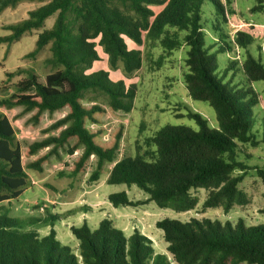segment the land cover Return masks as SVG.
Wrapping results in <instances>:
<instances>
[{
	"label": "trees",
	"instance_id": "trees-1",
	"mask_svg": "<svg viewBox=\"0 0 264 264\" xmlns=\"http://www.w3.org/2000/svg\"><path fill=\"white\" fill-rule=\"evenodd\" d=\"M45 1L0 0V15L23 2ZM206 2L213 4L224 22L235 13L234 0H49L26 19L5 25L3 29L10 33L0 37V44L11 46L57 14L28 54L34 57L50 45L47 63L54 70L44 76L33 69L6 72V81L26 75L11 93L0 83V205L17 200L27 189V170L45 173L52 167L61 177H81L93 160L90 184L107 174L109 184L135 185L149 195L146 201H133L126 192L111 194L108 201L115 208L153 201L159 208L188 212L199 204L192 191L200 189L208 192L203 208L228 213L235 205H246L249 198L240 188L246 171L255 170L264 180V166L250 167L241 156L246 154L243 146L255 148L264 142L257 138L262 123L255 88L264 81V64L251 51L253 35L235 30V46L246 51L241 63L234 62L243 75L242 85L234 90L219 80L214 72L216 57L203 40ZM260 9L263 4L252 11ZM128 40L139 46L159 44L163 49L159 66L183 41L188 48L184 74L188 95L215 110L218 130L209 129L199 114L190 112L189 117L201 125L199 131L165 125L137 145L134 155L120 157L124 127L107 132L105 118L131 113L139 89L136 83L114 80L109 70L93 68L101 61L100 47L111 70L121 67L128 76L141 69V51L130 49ZM221 42L222 51L231 50L229 43ZM259 50L264 56L262 44ZM235 65L230 63L231 68ZM5 111L16 113L10 118ZM13 118L29 123L27 128L38 137L20 142ZM64 155L73 162L56 167ZM49 218L13 216L0 207V264H264V224L249 226L242 219L235 224L209 218L159 220L156 227L162 230L167 255L156 254L152 241L138 230L127 236L108 218L96 228L87 222L71 228L78 241L76 252L57 239L53 225L58 217ZM48 221L52 227L43 236L36 226Z\"/></svg>",
	"mask_w": 264,
	"mask_h": 264
},
{
	"label": "rangeland",
	"instance_id": "rangeland-1",
	"mask_svg": "<svg viewBox=\"0 0 264 264\" xmlns=\"http://www.w3.org/2000/svg\"><path fill=\"white\" fill-rule=\"evenodd\" d=\"M48 1L23 2L15 9H6L0 15V37L10 33L3 29L5 25L26 19L30 11ZM260 4L264 5V0H234L232 9L235 13L228 16L227 22L223 21L221 13L212 3L206 2L202 6L203 40L205 46L210 49V53L216 57L217 69L214 72L219 80L234 90L237 86L241 87L243 80V75L238 71L234 62L241 63L246 53L244 49H239L234 44L235 30H242L253 35L251 51L255 56L262 57L264 64V56L259 50L260 44L264 46V9L252 11L254 6ZM158 10L160 8H155V11ZM56 16L57 14L47 19L42 29L25 34L20 41L11 46L0 44V83L2 86H8L10 93L13 91L12 87L26 75H16L6 81V72H15L19 68L33 69L36 73L44 76L54 70L47 63L52 55L50 45L34 57H28V54L34 50L39 34L52 27ZM221 40L229 43L230 51L221 50L223 46ZM127 42L130 49L141 51L143 58L141 69L128 76H125L121 67L111 70L107 55L100 47H98V51L101 61L97 62L93 68V71L109 70L114 80L124 79L128 83H136L139 89L131 113L120 112L115 118L109 115L105 118L104 125L107 132H111L119 126L124 127L119 151L120 157L134 155L137 152V145L143 144L145 139L152 137L165 125L187 126L199 131L201 125L196 119L189 117L188 113L190 112L199 114L209 129L218 130L215 110L208 103L193 100L188 95L184 83L188 48L183 41L181 47L174 50L170 56L165 57L160 66L158 60L163 54V49L159 44L139 46L129 40ZM230 63L235 65V69L230 67ZM225 72L227 75L223 77L222 74ZM255 88L259 95V106L256 107V110L259 113L258 120L262 123L257 138L264 140V81L257 82ZM5 112L10 118L16 113ZM54 119L50 118V121ZM256 120L254 130L257 129ZM12 122L20 142L30 143L38 137L37 134L33 135V129L27 128L29 123L21 122L17 118H13ZM263 143L255 148L243 146L242 149L247 156H245L246 154L241 156L250 167L264 166ZM64 156L61 163H54L57 164L56 167H63L64 163L70 165L73 162V158ZM27 161L25 159L24 163L26 164ZM94 166L95 160L90 162L87 174L81 177H61L52 167L45 173L27 170L30 180L27 189L17 200L5 202L0 207L9 209L13 216H34L47 220L51 219L49 218L51 216H57L58 219L54 221L53 225L57 239L76 252L78 241L73 236L71 228L79 227L84 222H87L91 228H96L105 218L113 221L115 226L123 230L127 236L131 235L134 230H138L152 241L156 254L167 255V243L163 239L162 230L156 227V222L164 218L181 221H189L192 218H209L223 223L230 221L234 224L242 219L249 226L264 224V180L257 176L255 170H247V174L244 175L240 184V188L249 198L246 205H235L228 213H225L222 208H203L202 204L207 198L208 192L200 189L192 191L199 199L198 206L194 210L179 213L169 208H159L153 201L137 207H113L108 201V196L111 194L126 192L133 201H146L149 195L135 185L109 184L107 174L101 176L97 183L90 184L88 176ZM109 167V165L105 166L106 169ZM239 173L241 172L235 171V174ZM85 207H89L90 210H82ZM51 227V221L36 226L43 236L49 233Z\"/></svg>",
	"mask_w": 264,
	"mask_h": 264
}]
</instances>
